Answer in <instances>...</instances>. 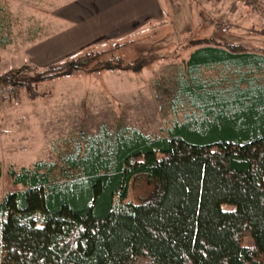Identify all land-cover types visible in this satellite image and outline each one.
Masks as SVG:
<instances>
[{
  "label": "trees",
  "instance_id": "16d2710c",
  "mask_svg": "<svg viewBox=\"0 0 264 264\" xmlns=\"http://www.w3.org/2000/svg\"><path fill=\"white\" fill-rule=\"evenodd\" d=\"M7 40L0 23V45ZM226 44L197 46L179 64L173 104L198 113L165 136L103 125L59 160L11 169L25 188L0 200V264H264V51ZM101 53L80 51L26 83L8 74L0 84L36 88ZM217 68L238 75L228 86L203 78ZM138 181L147 190L135 203Z\"/></svg>",
  "mask_w": 264,
  "mask_h": 264
},
{
  "label": "rangeland",
  "instance_id": "374dc122",
  "mask_svg": "<svg viewBox=\"0 0 264 264\" xmlns=\"http://www.w3.org/2000/svg\"><path fill=\"white\" fill-rule=\"evenodd\" d=\"M86 1L0 0L1 29L8 37V43L0 45V76L13 74L26 83L68 55L103 52L84 70L46 77L36 88L29 82L27 87L0 84V200L25 188L13 182L11 169L59 160L82 133H97L103 125L115 130L123 123L154 137L165 136L175 121L198 113L188 101L175 106L169 92L179 64L193 48L232 41L264 51L263 0L252 2L255 7L238 1L245 10L227 0H159L164 17L136 19L134 32L126 35L112 33L115 29L106 27L101 16L85 9ZM150 55L161 57L139 68L102 67L106 60L120 57L126 66ZM237 75L235 69L217 68L204 70L203 78L228 86ZM146 190L138 181L130 199L137 203ZM3 261L16 258L4 253Z\"/></svg>",
  "mask_w": 264,
  "mask_h": 264
},
{
  "label": "crops",
  "instance_id": "0c3cea01",
  "mask_svg": "<svg viewBox=\"0 0 264 264\" xmlns=\"http://www.w3.org/2000/svg\"><path fill=\"white\" fill-rule=\"evenodd\" d=\"M164 1L166 2V0ZM229 1L235 9L245 10L238 0H227V2ZM155 2L157 4H154ZM85 9L92 10L96 15L101 16L102 20L106 22V27L114 28L115 31L112 33H118V35L133 33L132 23L136 19H142L143 21L146 19L151 22L164 17L159 0H88L85 2ZM112 19H114V22ZM119 20L120 27H115V21L118 22ZM106 32L109 33L108 30Z\"/></svg>",
  "mask_w": 264,
  "mask_h": 264
},
{
  "label": "built area",
  "instance_id": "2783aa9c",
  "mask_svg": "<svg viewBox=\"0 0 264 264\" xmlns=\"http://www.w3.org/2000/svg\"><path fill=\"white\" fill-rule=\"evenodd\" d=\"M238 1H242V2H246V3H248V4H250V5H252L253 7H255V5L252 3V2H257V1H259V0H238ZM251 2V3H250Z\"/></svg>",
  "mask_w": 264,
  "mask_h": 264
}]
</instances>
